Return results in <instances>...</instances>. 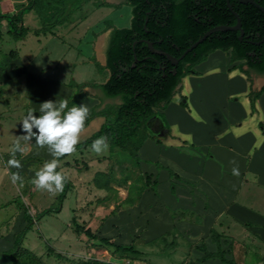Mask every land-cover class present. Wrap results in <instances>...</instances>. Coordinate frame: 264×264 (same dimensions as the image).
I'll return each instance as SVG.
<instances>
[{
    "label": "crops",
    "instance_id": "crops-1",
    "mask_svg": "<svg viewBox=\"0 0 264 264\" xmlns=\"http://www.w3.org/2000/svg\"><path fill=\"white\" fill-rule=\"evenodd\" d=\"M123 3L128 2L66 0L62 16L50 24H43L34 9L22 14L29 29L22 42L30 37L38 45L24 52L18 48L12 56L16 81L23 83L29 101L36 88L46 97L69 101L76 91L74 83L79 82L83 96L77 106L84 104L89 112L94 108L98 113L85 120L87 137L106 121L105 112L121 102L119 97L104 96L98 86L110 75L106 50L112 30L131 23L132 12L123 26L114 24L120 18L113 13ZM193 71L181 79L163 110L155 107L165 121L156 114L138 130H144L146 138L136 150L137 156L147 165L161 163L172 169L147 172L148 178L153 173L151 183L157 189L146 188L144 203L153 201L159 208L156 215L167 211L171 218H156L152 228L162 232L170 226L192 231V238L199 235L200 247L193 249L198 264H225L217 257H204L218 250L235 264L234 258L244 252L246 264H255L254 254L245 248H264V216L254 211L255 205L264 203L256 200L261 196L258 186H264V73L249 68L245 59L232 60L230 49L211 51ZM83 81L99 82L89 85ZM256 93L259 95L254 97ZM230 99L235 110L228 114L220 107L223 100ZM186 147L205 148L208 156L190 155ZM234 168L238 174L233 173ZM180 177L193 183V188L177 185ZM248 183L253 185V202L237 195ZM160 186H164L161 195ZM8 263L1 256L0 264Z\"/></svg>",
    "mask_w": 264,
    "mask_h": 264
},
{
    "label": "rangeland",
    "instance_id": "rangeland-1",
    "mask_svg": "<svg viewBox=\"0 0 264 264\" xmlns=\"http://www.w3.org/2000/svg\"><path fill=\"white\" fill-rule=\"evenodd\" d=\"M34 1L39 0H0V14L15 17L22 6ZM37 11L46 17L51 15L45 6ZM37 11L35 13L38 15ZM114 15L120 18L119 21L114 19V24L123 26V22H127L131 16L130 4L123 3L114 11ZM19 24L27 26L23 34L9 31L7 19L0 18V258L4 253L9 254L14 264H88L92 260L112 264L201 263L194 260L193 255V249L200 247L199 235L192 238V231L183 232L170 226L168 231L162 232L152 228L156 218L159 220L158 217L163 215L166 219L171 218L167 211L163 215H156L159 208L153 201L144 203L146 188L153 192L157 189V185L151 183L153 173L148 179L147 172L160 168L171 172L172 169L162 167L161 163L147 165L143 157L137 156L136 143L145 136L144 130L122 150L110 148L107 143V148L100 153L86 146L60 157L57 170L67 181L61 202L58 198L61 191L49 192L35 186V173L53 157L47 146L40 147L34 138L24 141L19 136L22 134L21 121L29 109L37 110L34 114L38 115L41 102L48 99L57 101V98L46 97L41 88H36L29 101V93L22 87L23 83L16 81L18 78L13 75L11 67L14 63L12 56L18 48L24 52L38 45V41L30 37L22 42L29 30L25 14ZM127 24L126 27L129 26ZM96 71L99 72L98 69ZM83 82L94 85L99 81ZM77 83H74L76 91L68 101L72 104L69 108L77 105L76 101L83 96V87ZM233 103L231 99L223 100L220 108L228 114L232 113L235 110ZM262 107L264 110V105ZM158 108L163 110L162 107ZM83 131L79 134V143L88 138ZM17 141L25 149L16 154L22 167L9 170L7 161L11 147ZM206 147L209 149V146ZM185 150L190 155L208 156L205 148L186 147ZM11 172H19L22 182L13 183ZM178 182L188 184L190 190L194 185L182 177L177 178L175 183L178 185ZM258 189L261 196L256 200L264 202V186H258ZM160 190L164 192V186H160L159 193ZM252 191L253 185L248 183L237 194L238 198L252 201ZM47 208L58 210L37 218V214ZM254 211L264 216V203L255 205ZM86 232L106 237L115 245H131L132 250L110 246L90 238ZM245 249H250L254 254L255 264L264 263V248L260 250L249 246ZM234 259L237 264H246L244 252Z\"/></svg>",
    "mask_w": 264,
    "mask_h": 264
},
{
    "label": "trees",
    "instance_id": "trees-1",
    "mask_svg": "<svg viewBox=\"0 0 264 264\" xmlns=\"http://www.w3.org/2000/svg\"><path fill=\"white\" fill-rule=\"evenodd\" d=\"M66 0H39L23 6L18 15L10 17L0 14L10 24L9 31L23 34L24 27L19 25L21 15L31 9L45 6L50 17L38 12L43 24L53 23L63 13L62 4ZM132 7L129 27L114 28L106 50V67L110 75L107 81L98 87L108 98L119 97L121 102L116 109L105 112L108 117L101 127L90 137L77 144L80 147L91 146L98 136H105L110 148L124 149L131 140L138 138L139 128L156 115L155 107L164 108L171 100L181 79L194 73L193 66L202 61L215 49L231 50V59H245L249 68L264 73V41L258 43L264 34V11L252 3L229 0H126ZM264 8V0H255ZM238 15L243 36L239 39V30H220L210 34L205 40L191 49L177 64H173L165 55L152 53L154 49L169 53L178 58L185 49L200 38L211 27L224 24L235 25ZM259 93L253 96H258ZM78 102V100L76 101ZM72 105L68 102V106ZM98 114L92 108L87 117L89 121ZM165 121L164 115L158 113ZM146 135L136 143L141 146ZM149 179V178H148ZM149 181V180H148ZM146 181V182H148ZM64 189L59 195L62 201ZM58 209L47 208L37 214V218ZM105 244L119 249L132 250L131 245H115L107 238L90 235ZM2 257L14 264L9 254ZM204 257H217L225 264H235L218 250L205 253ZM88 264H112L98 260ZM264 264V263H263Z\"/></svg>",
    "mask_w": 264,
    "mask_h": 264
},
{
    "label": "clouds",
    "instance_id": "clouds-1",
    "mask_svg": "<svg viewBox=\"0 0 264 264\" xmlns=\"http://www.w3.org/2000/svg\"><path fill=\"white\" fill-rule=\"evenodd\" d=\"M65 109H67L65 111ZM35 109H29L21 121V132L19 135L24 141H34L40 147L47 146L53 157L35 173L34 184L38 189H45L49 192H59L64 189L66 177L57 170L59 158L76 151L80 140V132L85 126V120L89 115V108L84 104H74L68 107V101L61 99L44 100L40 103L38 115ZM35 129V131H33ZM107 148L106 137L98 136L91 143L92 151L100 153ZM24 146L15 142L11 147L10 158L7 161L9 170L20 169L21 161L16 158L18 152H23ZM238 174L237 169H233ZM13 183L22 182L23 178L19 172H11Z\"/></svg>",
    "mask_w": 264,
    "mask_h": 264
},
{
    "label": "water",
    "instance_id": "water-1",
    "mask_svg": "<svg viewBox=\"0 0 264 264\" xmlns=\"http://www.w3.org/2000/svg\"><path fill=\"white\" fill-rule=\"evenodd\" d=\"M241 3H252L254 5H256L257 7H259L260 9H262L264 11V8L262 6H260L259 4H257L255 2V0H239ZM226 3H227V6L229 7V9L232 10V7L229 3V0H226ZM236 17H237V22L235 25H224V24H218V25H215L213 27H211L208 31H206L200 38H198L196 41H194L187 49H185L183 51V53L178 57H174L172 55H170L169 53L167 52H164V51H161V50H157V49H154L153 48V45L149 42L148 43V47L150 49V51L152 53H157V54H163L165 55L173 64H177L178 61L183 58L185 56V54L187 52H189L191 49H193L194 47H196L199 43H201L203 40H205L210 34H212L213 32H216V31H220V30H239L240 31V35H239V39L242 38L243 36V30L241 28V24H240V19L238 17V15L236 14ZM264 41V34L261 38V40L258 42V43H262ZM153 117L149 118L148 121L152 120Z\"/></svg>",
    "mask_w": 264,
    "mask_h": 264
}]
</instances>
